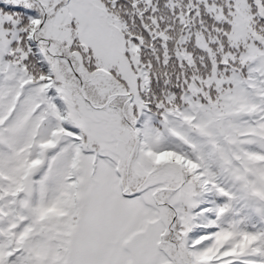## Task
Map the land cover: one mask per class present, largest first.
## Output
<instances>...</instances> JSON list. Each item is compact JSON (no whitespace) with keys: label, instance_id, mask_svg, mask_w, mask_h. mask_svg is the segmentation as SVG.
Segmentation results:
<instances>
[{"label":"snow or ice","instance_id":"1","mask_svg":"<svg viewBox=\"0 0 264 264\" xmlns=\"http://www.w3.org/2000/svg\"><path fill=\"white\" fill-rule=\"evenodd\" d=\"M0 264H264V0H0Z\"/></svg>","mask_w":264,"mask_h":264}]
</instances>
